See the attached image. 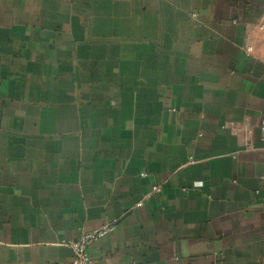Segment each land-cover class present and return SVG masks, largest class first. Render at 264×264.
I'll return each mask as SVG.
<instances>
[{
  "label": "crops",
  "instance_id": "0c3cea01",
  "mask_svg": "<svg viewBox=\"0 0 264 264\" xmlns=\"http://www.w3.org/2000/svg\"><path fill=\"white\" fill-rule=\"evenodd\" d=\"M263 15L0 0V264H264Z\"/></svg>",
  "mask_w": 264,
  "mask_h": 264
},
{
  "label": "built area",
  "instance_id": "2783aa9c",
  "mask_svg": "<svg viewBox=\"0 0 264 264\" xmlns=\"http://www.w3.org/2000/svg\"><path fill=\"white\" fill-rule=\"evenodd\" d=\"M196 13H192L195 16ZM260 28H264V15L258 23ZM143 175V173L141 174ZM159 185L152 187V192H160ZM115 224L113 222L102 224L98 227L87 229L81 232L80 236L76 239L65 240L63 243L68 245L72 250V258L70 264H94L92 256L88 252V247L94 241L103 235L113 231ZM177 264H188L182 261H177Z\"/></svg>",
  "mask_w": 264,
  "mask_h": 264
}]
</instances>
